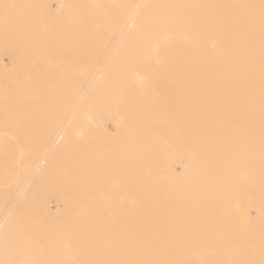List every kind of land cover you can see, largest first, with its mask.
I'll return each instance as SVG.
<instances>
[{
    "label": "bare ground",
    "instance_id": "bare-ground-1",
    "mask_svg": "<svg viewBox=\"0 0 264 264\" xmlns=\"http://www.w3.org/2000/svg\"><path fill=\"white\" fill-rule=\"evenodd\" d=\"M176 1L152 0L148 6H144L139 0H133L132 22L135 26L131 30L132 23L130 26L128 23L132 15L127 12L130 4L123 0V22L118 30L109 28L110 18L102 12L94 25L91 21L87 22L83 38L78 31H74L73 35L75 48L72 54L75 60L84 59L86 63H92L90 68H74L76 77H83L86 93L92 92L99 77L112 80L127 76L140 81L139 90L132 92L130 99L110 100L108 108L116 114L125 115V120L116 123L115 127L120 125L134 135L155 138L162 145L159 150L178 155L177 159L171 160L173 167L165 162L155 160L158 162L156 164L154 159H146L148 162L143 168L152 173L133 175L142 181L132 185L126 180L130 175H123L111 190L114 195L133 190L131 197H123V203H136L141 199L154 204V207L133 206L119 213L108 204L111 209H101L111 220L100 218L97 228L91 230L92 221L84 222L80 216H76V207L89 200L96 203L113 201L108 198L92 200L81 193L71 195L73 186L89 185L95 178L91 170L83 176L70 177L69 171L73 170L72 164L69 166L70 158L63 160V164L47 160L49 163L46 167V160L0 159V264H264V180H261L264 174V99L259 104L257 98L250 103L252 112L239 153L236 152V143L235 147H226L230 146L226 143L219 145L212 136L205 134L201 135L204 143H191L187 130L196 131L198 127H187L184 118L176 120L179 125H171L169 132L161 130L163 121L157 118V115L171 118L175 113L173 107L178 110L176 97L185 90L184 85L167 84L165 76L171 75L172 71L175 70L176 78L189 79L199 74L197 62H219V58L221 61L231 59L232 62H264L263 23L247 26L242 34L233 28L229 37L232 44L230 53L229 41L223 46L218 45L214 51L211 49L210 45L217 40L210 36L209 31L224 27L221 22L225 13L241 11L264 14V0H238L237 3L225 0L223 5L230 10L223 14L220 9L222 4L214 0L209 5L196 3L197 0ZM52 2L56 3V0ZM57 3L59 8L73 14L81 11V0H58ZM33 4L31 2L13 9L19 17H25L34 10L31 8ZM193 7L196 8L195 12ZM6 12L9 13V9ZM190 14H196L197 20ZM54 15L57 16L56 13ZM32 33L33 30L19 32L18 42L7 43V46L14 48L22 62L66 60L61 55L63 49L59 53L60 60L57 59L58 55L52 53L51 40L46 37L35 40L34 46H19L20 41L26 40ZM219 41L221 38H218ZM20 51L25 54H20ZM141 62L149 63L152 68L158 67L157 74L167 88L164 90L166 98L159 101L153 98L150 82L153 75L143 72L145 66L138 65ZM256 66L255 76H263L264 67ZM61 67L63 65H59ZM73 77L68 79L72 80ZM116 81L113 91L119 92L124 85L121 79ZM179 82L182 84L183 81ZM45 99L41 96V103L57 106ZM100 99L103 102L106 99L104 89L101 90ZM140 101L144 104L138 103ZM91 109V104H88L84 110H79L77 106L74 110V129H78V142L82 143L83 151L89 146L101 147L107 143L105 139L91 136L97 129L96 135L106 136L104 126L108 122L102 121V124L105 123L103 126H95L97 121L91 123L92 118L88 115ZM181 110H178L179 115ZM247 112H243V115L246 116ZM240 118L243 119L242 116ZM204 122L211 124L209 120ZM83 128L91 133L85 132L83 136ZM229 136L233 137L234 133L231 132ZM16 137L19 136L13 138ZM1 140H5V137H0V155L24 154V148L17 151L7 148L18 147L21 143ZM152 149V146H147V153ZM214 150L228 153L229 158H212L210 152ZM72 152L75 153V150L70 147L67 155ZM96 155L98 153L93 159L95 162ZM133 156L139 157L135 152ZM128 161L129 156L126 157ZM142 161L138 159L139 163ZM190 161L197 163L198 167H191ZM132 165L138 167L135 162ZM175 166H180V174L175 171ZM58 171L66 172L60 175L56 173ZM84 171H87L86 168ZM162 173L167 175L166 182L161 177ZM248 187L260 189H246ZM145 189L149 191L148 197H136ZM107 222H112V229L107 230ZM84 227H87V232L83 230ZM97 234L101 237L94 239L93 236ZM197 235L205 236L204 240L198 239ZM134 238L135 242L132 240ZM93 241H98V245H101L99 249L91 248ZM153 244L157 246L156 251L152 250ZM105 252L112 254L109 256Z\"/></svg>",
    "mask_w": 264,
    "mask_h": 264
},
{
    "label": "rangeland",
    "instance_id": "rangeland-1",
    "mask_svg": "<svg viewBox=\"0 0 264 264\" xmlns=\"http://www.w3.org/2000/svg\"><path fill=\"white\" fill-rule=\"evenodd\" d=\"M30 1L34 2L33 6H31L34 10L31 13H27L25 17H19L14 9L19 6H27L31 3ZM95 1L81 0V11L76 15L59 8V2L56 4L52 0H0V19L4 16L0 20V85L2 86L0 90V137H5V140L1 141L21 143L18 147L16 145L7 147L12 151H17L19 148L25 149L24 154L17 152L7 155L2 154L0 155V159L24 158L25 160H46L44 166L46 167L49 163L47 160L63 164V160L70 158L69 166L72 164L71 167L73 168V170L69 171L70 177L83 176L84 173L91 170L90 173L91 175H95V178L89 182V185L73 186L70 189L72 191L71 195L74 196L77 193H81V195L86 194V197L88 196L87 198H91L92 200L105 198L113 200L109 203H96L88 199V203L83 202V204L81 203L76 207V216H80L84 222L87 220L92 221L91 230L97 228V224L101 220H111L107 215H104L101 207L108 210L111 209L110 206H114L119 213L123 210H129L133 206L140 208L142 207L141 205H148L153 208L154 204L150 202L146 203L140 199L141 197H148L150 195L147 189L144 192L137 193L136 197H139L140 201L136 200V203L129 201L122 202L123 197H131L133 190H125L126 192L115 193V195L111 190L118 183L117 180L122 179L123 175H130L126 180L132 185L142 181L141 178H135L133 175L152 173L151 170L146 171L143 168V165H147L148 161L146 159H154L153 162L156 164L160 161L165 162L167 165L173 167L174 163L171 160H175L178 157V155L170 153V151L164 152L159 150V146L162 145L155 138H144L134 135L127 128H121L120 125L115 127L116 123L125 120V115L116 114V112L110 110L108 108L110 100L115 98L121 100L130 99L131 93H134L136 89L139 90L140 81L127 76L113 78L112 80H103V77H99V80L94 84L95 86L92 92L86 93L83 88V77H76V74H74V68L76 66L90 68L92 64L90 62L86 63L84 59L75 60L73 57L72 53L74 52L72 51L75 48L73 41L74 31H78L83 38L87 22L91 21V24L94 25L97 17L102 12L109 16V28L112 30H118L123 22V18H121V10H123L121 5L123 0ZM127 1L130 4L127 12L132 15L134 13L132 7L133 0ZM190 1L192 2L193 0ZM232 1L238 2V0ZM139 2L144 4V6H148L152 0H139ZM211 2L212 0L196 1V3H208V5ZM214 2L222 4L220 5L222 14L230 10L229 8L226 9L223 5L225 0H214ZM176 3H182V0H178ZM48 6H51V8ZM8 9L10 11L9 13L6 12ZM193 10L195 12L196 8L193 7ZM55 13L57 16L54 15ZM190 15L197 20L196 14ZM130 17L128 25L130 26L132 23L130 26L132 30L135 24L132 22L133 15ZM256 22L264 24V14H249L241 11L235 12L234 14L225 13L221 22L224 27L220 30L209 29L211 32L210 36L214 40H217L212 46L210 45L211 49L214 51L218 45L223 46L229 41L230 53V46L232 45L229 40L230 31L234 28L242 34L243 31H246L244 28L254 26ZM25 30H30V32L33 30V33L32 35H28L25 38L26 40H21L19 46H34L35 40L46 37L47 40H51L52 46H50L51 49H54L52 53L58 55H56L57 59L60 60L59 53L63 49L65 52L62 51L61 55L63 57L65 56L64 59L66 60H62V62H22L21 58L16 55L14 48L7 46V43H12L13 41L18 42L20 38L18 33L24 32ZM218 38H221V41L218 42ZM57 49L59 50L57 51ZM20 54L25 53L20 51ZM69 57H71V61ZM221 60L219 58V62H197V65H199V74L194 78H176L175 70L171 72V75H166L165 78L168 80L167 84L184 85L185 90L179 92L176 97L178 110H183H181L182 113L179 115L178 110H174L176 109L174 106L173 111L175 113L171 118L160 115H157V118L163 121L161 130L164 129L167 132L170 131L171 125H179L176 120L184 118L187 127H198L196 131L187 130L190 132L189 139L191 143L196 141L199 144L204 143L203 136L205 134L212 136L213 141L219 145L226 143L230 145L226 147H235L236 143V152L239 153L238 151H241L243 145L241 139H244V132L249 122L248 118L251 115L250 112H252L250 103L257 98L259 104L264 99V72L263 76H255L256 72L254 67L255 64H257L256 68L264 67V62H232L231 59L229 60L227 58L223 61ZM59 65H63V67L59 68ZM138 65L145 66L143 72H147L150 76L153 75V79L150 80L153 88V98L156 101L166 98V92L164 90L166 91L167 88L160 81L161 79L157 74L158 67L152 68L147 62H141ZM68 77H73V79L69 80ZM117 79H121L124 87L121 91L114 92L113 87ZM179 80L183 81L182 84H180ZM79 86H81V89H79ZM102 89L106 93L104 102L100 99ZM53 92L54 95H52ZM41 96H44L46 101L54 102L57 106L51 107L48 103H41ZM139 99L141 100L142 98ZM138 103H142V101ZM88 104L92 106L88 114L92 118L91 123L97 121L98 124L95 126H103L105 123L102 124L101 122L108 121L106 126H104L106 127V136L96 135L98 129L97 132L94 130L96 133L91 136L96 139H105L107 143L101 147L89 146L86 148L87 150L83 151L82 143L79 144L78 142V129H74V110L76 106L79 110H84ZM150 104L153 105L154 102ZM245 111H248L246 116L243 115ZM200 120L203 121L200 122ZM207 120L211 124H205L204 121ZM254 124L259 125L256 121H254ZM82 131L83 136L85 132H90V130H86L85 128ZM231 132L234 133L233 137L229 136ZM15 135L19 137L13 138ZM125 144L127 145L126 147ZM147 146H152L153 148L148 153L146 151ZM70 147H73L75 153L72 152V154L67 155ZM96 149L97 151L94 152ZM34 150H36L35 153H33ZM132 152H135L139 157L135 158ZM96 153H98L96 155L97 162L93 161ZM127 156H129L128 162H126ZM210 156L214 159L229 158L228 153L225 154L215 150L210 152ZM138 159H142V163H139ZM189 159L188 157L187 160ZM133 162L137 163L138 167L132 165ZM189 163L193 168L198 167V164L195 162H193L194 165L191 161ZM85 168L87 171H84ZM174 169L177 173H181L180 166H175ZM65 172L58 171L56 173L61 175ZM161 177L164 182L167 181L166 174L162 173ZM261 180H264V174ZM246 189H260V187H248ZM119 191L122 190L120 189ZM106 227L107 230L112 229V222H109ZM84 228L83 230L87 232V227ZM100 234L93 236V238L98 239L101 237ZM197 237L201 241L205 238L203 235H197ZM136 238L132 240L135 242ZM100 246L98 245V241L91 242V248L93 250L99 249ZM152 250L156 251L157 246L153 244ZM105 254L111 256L112 252H105ZM118 255L116 252V256Z\"/></svg>",
    "mask_w": 264,
    "mask_h": 264
}]
</instances>
